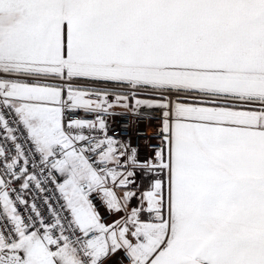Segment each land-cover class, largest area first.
I'll list each match as a JSON object with an SVG mask.
<instances>
[{"label": "snow or ice", "instance_id": "6c2138e0", "mask_svg": "<svg viewBox=\"0 0 264 264\" xmlns=\"http://www.w3.org/2000/svg\"><path fill=\"white\" fill-rule=\"evenodd\" d=\"M118 252L264 264V0H0V264Z\"/></svg>", "mask_w": 264, "mask_h": 264}, {"label": "built area", "instance_id": "2783aa9c", "mask_svg": "<svg viewBox=\"0 0 264 264\" xmlns=\"http://www.w3.org/2000/svg\"><path fill=\"white\" fill-rule=\"evenodd\" d=\"M115 111H120L116 109ZM84 118H91L89 114L80 113ZM76 118V117H71ZM130 119L120 116H112L108 119L109 134L114 137H119L127 142H130L134 146H139L141 154H144L146 145L154 144L156 141L152 139V122L147 120H137L134 127H127V122ZM145 138H147L145 140ZM150 151V149H148ZM98 203V202H97ZM99 206V204H98ZM101 214L105 216L106 221H109L112 216H109L104 209L100 208ZM122 254L116 253L105 260L104 264H122Z\"/></svg>", "mask_w": 264, "mask_h": 264}, {"label": "crops", "instance_id": "0c3cea01", "mask_svg": "<svg viewBox=\"0 0 264 264\" xmlns=\"http://www.w3.org/2000/svg\"><path fill=\"white\" fill-rule=\"evenodd\" d=\"M113 218H114V217H112L111 219H113ZM111 219H110V220H111Z\"/></svg>", "mask_w": 264, "mask_h": 264}]
</instances>
